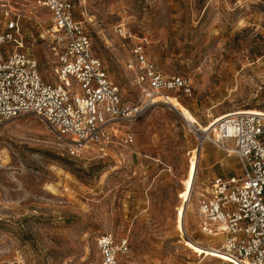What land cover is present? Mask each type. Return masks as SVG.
Wrapping results in <instances>:
<instances>
[{"label":"rangeland","instance_id":"374dc122","mask_svg":"<svg viewBox=\"0 0 264 264\" xmlns=\"http://www.w3.org/2000/svg\"><path fill=\"white\" fill-rule=\"evenodd\" d=\"M73 2L123 101L141 94L126 68L140 40L162 74L190 79L191 92L164 91L171 104L157 101L120 123L131 144L104 150L88 145L71 154L70 143L32 114L1 122L0 264H101L96 240L104 233L127 240L118 264H230L210 250L220 236L199 229L196 198L204 144L218 156L213 167L238 175V160L209 141L199 149L200 131L179 111L200 126L236 110L264 112V0ZM4 3L18 17L22 50L46 82H56L38 37L48 12L36 0ZM193 174L183 233L182 200Z\"/></svg>","mask_w":264,"mask_h":264},{"label":"built area","instance_id":"2783aa9c","mask_svg":"<svg viewBox=\"0 0 264 264\" xmlns=\"http://www.w3.org/2000/svg\"><path fill=\"white\" fill-rule=\"evenodd\" d=\"M4 1L0 0V123L32 114L70 143L71 154L88 145L104 150L115 143L131 144L132 135L122 133L120 123L141 115L164 91L191 92L190 79L162 74L140 40L131 44L126 68L141 94L136 102L123 101L93 53L73 0H36L49 14V24L38 37L48 47L57 78L46 82L36 58L22 50L21 25L17 15L5 9ZM114 30L127 36L121 24ZM205 127L209 129L195 128L200 131L197 147L209 141L234 154L240 173L212 176L199 189V226L208 235L220 236L213 248L230 264H264V114L224 113ZM96 244L101 264H118L128 249L126 238L111 233L98 236Z\"/></svg>","mask_w":264,"mask_h":264},{"label":"crops","instance_id":"0c3cea01","mask_svg":"<svg viewBox=\"0 0 264 264\" xmlns=\"http://www.w3.org/2000/svg\"><path fill=\"white\" fill-rule=\"evenodd\" d=\"M228 145H231L230 141H228ZM202 151H203L204 159H203L202 164L199 168L198 178L202 181L200 183L203 186L206 183L207 179L212 177V176L218 175V176H222V177H229L232 175H236V174H232L231 170L226 168V167H220V168L219 167L218 168L213 167L215 161H218L217 160L218 156L211 150V147L209 144H204L202 147ZM226 155L229 156L230 154H226ZM239 173H240V169H239ZM196 207H197V202H196ZM196 215H197V211H196ZM197 223H198L199 229L202 231V229L199 226L198 218H197ZM202 233H204V232L202 231ZM204 234H206V233H204ZM209 236L215 237L214 235H209Z\"/></svg>","mask_w":264,"mask_h":264},{"label":"bare ground","instance_id":"6f19581e","mask_svg":"<svg viewBox=\"0 0 264 264\" xmlns=\"http://www.w3.org/2000/svg\"><path fill=\"white\" fill-rule=\"evenodd\" d=\"M156 101H161L162 103L171 104L169 98L166 95H164V94L162 96H157ZM232 112H249V113L252 112V113H261V114H264V112L255 111V110H236V111H232ZM179 115L186 122H188V124L190 126L191 125L198 126V129L199 130H208L209 129L208 127L198 125V123L196 122V120L194 119V117L191 116L188 113H185L183 111H179ZM210 126L211 125H209V127ZM201 147L202 146H200L199 149H201ZM195 177H196V175L193 174V176H192V178H191V180H190V182H189V184L187 186V189H186V191L184 193V196H183V208H182V213H181V216H180V225H181V229H182L183 233H185V230H184V222H185L186 209L189 206V201H190V198H191V194H192V189H193V184H194ZM210 250L213 251L217 255H222V254L218 253L213 247H211ZM233 264H240V263L237 262V261H234Z\"/></svg>","mask_w":264,"mask_h":264}]
</instances>
